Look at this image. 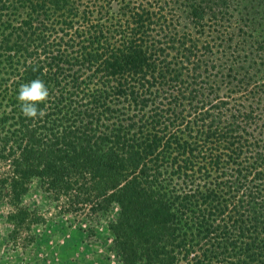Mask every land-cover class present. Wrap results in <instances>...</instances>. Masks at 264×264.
<instances>
[{
  "label": "trees",
  "instance_id": "obj_1",
  "mask_svg": "<svg viewBox=\"0 0 264 264\" xmlns=\"http://www.w3.org/2000/svg\"><path fill=\"white\" fill-rule=\"evenodd\" d=\"M256 19L264 0H0L12 234L41 222L35 191L57 220L103 224L120 264H264ZM37 78L50 96L27 119L17 91Z\"/></svg>",
  "mask_w": 264,
  "mask_h": 264
},
{
  "label": "rangeland",
  "instance_id": "obj_2",
  "mask_svg": "<svg viewBox=\"0 0 264 264\" xmlns=\"http://www.w3.org/2000/svg\"><path fill=\"white\" fill-rule=\"evenodd\" d=\"M256 22V31L252 35L261 33L264 36V19H256ZM23 203L34 204L37 210L41 207L38 215L42 220L27 231L18 230L15 236L5 216L8 207L0 203V264H76L75 261L79 264H120L108 249L110 235L103 224L82 231L79 227L83 225L57 220L49 213L51 210L47 211L52 203L43 200L35 191L26 196ZM114 213L116 209L108 215ZM26 235L31 237L29 242L22 240ZM66 254L68 259L60 262V256ZM78 256L91 262H81L80 258L77 260Z\"/></svg>",
  "mask_w": 264,
  "mask_h": 264
},
{
  "label": "clouds",
  "instance_id": "obj_3",
  "mask_svg": "<svg viewBox=\"0 0 264 264\" xmlns=\"http://www.w3.org/2000/svg\"><path fill=\"white\" fill-rule=\"evenodd\" d=\"M50 93L46 84L39 78L21 84L17 91L20 111L27 119L42 118L44 111L38 106L49 99Z\"/></svg>",
  "mask_w": 264,
  "mask_h": 264
},
{
  "label": "crops",
  "instance_id": "obj_4",
  "mask_svg": "<svg viewBox=\"0 0 264 264\" xmlns=\"http://www.w3.org/2000/svg\"><path fill=\"white\" fill-rule=\"evenodd\" d=\"M68 251H70V250H68ZM68 257H69L68 254H66L65 256H60V259H59V260H60V262H61L62 260H66V259H68ZM79 258H80V261H81V262H82V261H83V262H88V263L91 262V261H89V260L86 259V258H84V259L82 258V259H83V260H82V259H81V256H78V257H77V260H79ZM75 262H76V264H79L78 261H75Z\"/></svg>",
  "mask_w": 264,
  "mask_h": 264
}]
</instances>
